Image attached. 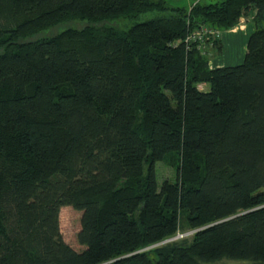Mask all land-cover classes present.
<instances>
[{"label": "trees", "instance_id": "16d2710c", "mask_svg": "<svg viewBox=\"0 0 264 264\" xmlns=\"http://www.w3.org/2000/svg\"><path fill=\"white\" fill-rule=\"evenodd\" d=\"M202 1L0 0V264H264V0ZM247 14L236 66L184 42Z\"/></svg>", "mask_w": 264, "mask_h": 264}, {"label": "rangeland", "instance_id": "374dc122", "mask_svg": "<svg viewBox=\"0 0 264 264\" xmlns=\"http://www.w3.org/2000/svg\"><path fill=\"white\" fill-rule=\"evenodd\" d=\"M169 5H175L176 3L171 2L170 0H165ZM217 0H203V3H211L215 2ZM184 1L180 3V5L185 6L183 4ZM152 15L151 14H146V15H141L139 16L135 21H143L146 19H149ZM246 17V16H245ZM250 15L247 16L248 20H250ZM244 20L245 18L242 17ZM133 22L131 21L128 23V26H130ZM103 24V23H102ZM102 24H98L97 26H101ZM108 25H115V22H108ZM85 22H69V23H62L58 24L52 28H49L47 30H43L36 35L32 36L29 38V40H36L44 37H50L53 36L60 31L67 29V28H74L78 29L83 26H85ZM211 29V28H210ZM220 34H218L219 36ZM248 35V30L241 28V29H234L232 31H229L228 33H225L224 36H231L235 37L237 39L238 44L240 45V48L242 47L245 38ZM214 39V37H213ZM210 37H206L203 41V44L201 45L200 48V53L206 57L207 61L210 62V66H212V61L211 60H216L220 61V65H223L225 67H231V66H236L238 65V62L234 61L233 58L229 59L228 55H232V48H230L228 45L226 48L222 50V53H216L215 50L212 48L211 42L213 41ZM240 52H237V57L239 56ZM243 55V54H242ZM201 90L207 91L208 87L207 85L203 84L202 87H200ZM155 174H156V180L159 183L162 180H172L173 179V171L172 168H169L163 163H157L155 165ZM81 213L78 211L73 210L70 207H61L59 209L58 213V229H59V234L65 244H67L71 249L75 251H80L82 250V247H80L76 243V234L79 231V219H80ZM182 235V233H180ZM178 239V238H177ZM214 264H238V262L235 261H229V260H222L219 262H215Z\"/></svg>", "mask_w": 264, "mask_h": 264}, {"label": "crops", "instance_id": "0c3cea01", "mask_svg": "<svg viewBox=\"0 0 264 264\" xmlns=\"http://www.w3.org/2000/svg\"><path fill=\"white\" fill-rule=\"evenodd\" d=\"M170 1L173 2V3H176L173 6L184 7L185 9H189L194 0H170ZM182 1H184L183 4H185V6L180 5V3ZM248 15L249 14H247V16ZM247 16L244 17L245 18L244 20L242 18H240L238 24L235 27H233V28H231L229 30H226V31H218L219 34H220L218 36V40L220 41V44H221V52L220 53H222V50L224 48H226V46L228 45L230 48L233 49L232 50L233 56L229 54L228 55V58L229 59H232L233 58V60L236 61V62H238V64H240L241 61H242V58H243V55H244V51H245V42L247 40L248 35L252 31V24L250 23V20H248ZM241 28H244V29L248 30V35L245 38L242 47L240 48V45L238 44L237 39H235V37L234 38L231 37V36L230 37L229 36L226 37L224 35H225V33H228L229 31H232L234 29L237 30V29H241ZM237 52H240V54H239L238 57L236 56L237 55ZM211 61H212V66H210V62L207 61L208 68H210V69H212V68H219V67H225L223 65H220V61H216L215 59L214 60H211ZM202 86H203V84L197 85V89L199 91H203L200 88Z\"/></svg>", "mask_w": 264, "mask_h": 264}, {"label": "built area", "instance_id": "2783aa9c", "mask_svg": "<svg viewBox=\"0 0 264 264\" xmlns=\"http://www.w3.org/2000/svg\"><path fill=\"white\" fill-rule=\"evenodd\" d=\"M198 0H195V2ZM218 30H214V29H210L204 26H201L199 29L192 31L185 39L184 42L187 43L188 45L190 43L196 44L197 49L200 50L201 45L203 44V41L206 37H210L211 39H218ZM191 232H188L186 234H176V236L174 238H172L171 240L174 239H180L182 237H186L188 235H190ZM170 241V240H168Z\"/></svg>", "mask_w": 264, "mask_h": 264}]
</instances>
